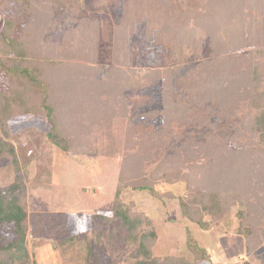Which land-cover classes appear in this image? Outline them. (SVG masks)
<instances>
[{
    "label": "trees",
    "instance_id": "obj_1",
    "mask_svg": "<svg viewBox=\"0 0 264 264\" xmlns=\"http://www.w3.org/2000/svg\"><path fill=\"white\" fill-rule=\"evenodd\" d=\"M105 1L120 9L113 28L100 26L97 18L79 13V0H47L49 9L63 6L67 13L65 19L69 25L56 41L44 35V24L38 26L42 29H34L40 24L36 18L31 21V28L26 23L18 36L12 37L20 27L19 20L15 15L3 17L0 73L6 83L0 86V151L5 148L12 152L3 137L14 135L17 121L13 117L22 120L37 115L49 122L47 140L65 150L78 145L80 150L88 151L91 143L97 141L105 155L122 149L114 206L109 217H101L118 219L126 237L135 241L133 258L124 264H197L207 258L204 250L196 245L191 246L195 253L192 260L153 256L155 235L142 230L148 226L147 216L143 212H132L130 206L125 207L118 200V194L125 188L147 189L154 194L152 183L160 173L165 176L166 170L171 173L169 180L171 176L172 179L183 177L181 169H177L179 161L189 160L190 156L193 171L199 170L200 177L196 183L191 173L184 177L189 192L179 196L182 215L194 221L199 218L198 204L215 195L234 197L246 206L245 221H251L256 227L249 233V247L262 246L257 226L264 211V133L258 137L264 131V48L256 51L251 47L264 44V0H204L213 4V7L207 5L205 11L198 10L199 5L204 9L202 0ZM226 4L229 7L223 11L222 6ZM30 9L28 7L27 12ZM134 22L144 26L148 49L161 45L163 51H168L166 64L173 59L177 62L181 55H195L199 59L201 37L206 33L211 35L212 55L198 60L183 76L177 73L171 76L175 66L144 70L143 78L134 70V75H128L125 72L129 63L128 43ZM166 23H172L169 29ZM154 24H159L157 38L150 39L149 43L150 25ZM253 28L263 34L262 41L256 44L246 40L244 35L248 32L251 36ZM165 31L168 33L164 34ZM110 38L113 39L111 56L104 52L102 64L99 62L101 48L107 47ZM216 78L218 85L213 81ZM156 80H161L165 86L161 110L166 125H171L170 121L179 114V125L190 121L198 126L210 122V126L213 108L235 119V123L233 131L222 138L210 135L203 142L193 138L181 141L180 147L172 150L178 155L167 154L147 173L142 165L158 156L161 134H167V128L166 131L162 127L145 131L133 124L135 111L129 108V100L124 99V91L137 83ZM172 81L183 91L180 100L188 103L180 104L175 100L169 85ZM134 103L138 108L143 105L139 97L134 98ZM257 137L262 142L257 143ZM200 155L207 158L203 164L196 162ZM134 161L138 168H133ZM252 178L255 180L251 181ZM21 184L18 181L0 188V226L10 228L5 244L0 246V264H14L20 255L27 254L26 214L19 202L24 188ZM252 196L257 198L254 206Z\"/></svg>",
    "mask_w": 264,
    "mask_h": 264
},
{
    "label": "rangeland",
    "instance_id": "obj_2",
    "mask_svg": "<svg viewBox=\"0 0 264 264\" xmlns=\"http://www.w3.org/2000/svg\"><path fill=\"white\" fill-rule=\"evenodd\" d=\"M202 2L204 9L199 5L198 10L205 11L208 6L213 7L209 1ZM48 3L47 0H0V27L4 16L15 15L20 24L12 34V37H16L26 23H29L31 28V21L36 18L40 24L34 29L40 30L42 28L38 26L44 24L45 27L42 29L45 30L44 35L56 41L69 25L65 19L67 13L63 6L49 9ZM79 3V13L97 18L100 26L113 28L120 17V9L111 7L105 0H79ZM227 4L222 6L223 11L228 9ZM28 7L32 9L27 12ZM43 20H47L48 23ZM171 24L166 23V29H169ZM158 27L159 24L150 25L149 43L150 39L157 38ZM144 33L142 23L134 22L131 25L128 43L129 63L126 66V69L130 70H125L128 75H134L135 71L136 74L139 72L138 77L141 75L143 78L144 73L141 72L144 70L153 68L164 70V67L169 69L168 67L175 66L173 72H170L171 76L176 73L183 76L191 71L198 60L210 58L212 55L209 48L211 35L206 33L201 37L199 59L195 55L187 57L181 55L177 62L173 59L172 63L166 64L165 54L168 51L165 49L163 51L161 45L160 48L148 49ZM250 33L251 36L248 32L244 33L246 40L255 44L262 41L263 34L260 30L253 28ZM255 37L258 38L256 41L253 40ZM108 41L107 47L101 48L103 51L100 52L99 62L102 64L104 52L108 57L111 56L110 42L113 39L110 38ZM262 46L264 44L253 45L251 49L258 51L264 48ZM262 59L264 62V56ZM213 81L217 84L219 80L216 78ZM5 83L4 76L0 73V86H4ZM169 85L177 102L188 103L180 100L179 95L183 91L178 88V84L172 81ZM164 89L163 82L156 80L142 85L137 83L135 87L124 91V99L129 100V108L135 111L132 114L133 124L141 126L145 131L160 129L159 127L167 130V134H161L158 156L150 162L144 161L142 165V169L147 173L167 154L172 153L174 148L180 147L181 141L193 138L195 141L203 142L210 135L222 138L234 128L235 119L219 114L216 108L210 113V120L213 121L210 126V122L198 126L190 121L179 125L177 123L179 114L170 121L171 125H166L161 110ZM138 97L143 102L139 108L135 107L134 103V98ZM198 107L196 106V109ZM149 112L151 115L148 116ZM14 119L17 121L14 124L16 134L14 132L10 137H3L9 148H12V152L5 148L0 151V188H6L18 181L24 187L20 192L19 202L26 214L24 228L27 254L20 255L14 264H110V262L124 264L132 260V254L136 249L135 241L126 237V232L118 219L101 217L102 215L109 217L114 206L122 149L117 153L105 155L99 149L100 141H97L91 143L88 151L80 150L78 145H72L71 149L65 150L47 140L45 133L49 129V122L42 115L22 120L15 116ZM115 123L117 124V121ZM263 133L264 131H261L258 137ZM258 137L257 143L262 142ZM173 153L178 155L176 151ZM190 158L191 156L189 160L179 161L177 169H181L183 177L177 176L172 179L170 175L169 180L168 174L171 173L167 170L165 176L161 173L157 175L152 183L154 194L147 189L130 188H125L118 194L121 204L125 207L130 206L132 212H143L147 216L148 226L142 230H149L155 235L152 255L160 259L184 257L192 260L195 253L191 246L196 245L202 248L207 256L197 264H253L254 258H257L255 264H264V211H261L263 218L259 222V227L257 226L263 242L262 246L256 249L249 247V233L255 225L251 221H245L246 206L239 199L227 195L219 198L215 195L207 202L197 205L198 219L193 221L182 215L179 196L189 192L184 177L191 173L190 177H193L195 183L200 177L199 170L193 171ZM206 160L207 158L200 155L196 162L203 164ZM134 163L133 168H138L136 161ZM253 180L255 179L252 178L251 181ZM252 198L254 206L257 198L253 196ZM9 229L0 226V246L5 244Z\"/></svg>",
    "mask_w": 264,
    "mask_h": 264
},
{
    "label": "crops",
    "instance_id": "obj_3",
    "mask_svg": "<svg viewBox=\"0 0 264 264\" xmlns=\"http://www.w3.org/2000/svg\"><path fill=\"white\" fill-rule=\"evenodd\" d=\"M252 263L253 264L257 263V258H254Z\"/></svg>",
    "mask_w": 264,
    "mask_h": 264
}]
</instances>
